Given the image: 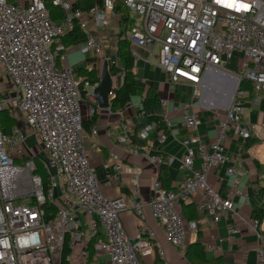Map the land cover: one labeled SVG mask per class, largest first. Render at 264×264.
Wrapping results in <instances>:
<instances>
[{
    "label": "built area",
    "instance_id": "1",
    "mask_svg": "<svg viewBox=\"0 0 264 264\" xmlns=\"http://www.w3.org/2000/svg\"><path fill=\"white\" fill-rule=\"evenodd\" d=\"M79 1L0 0V115L7 111L15 119L10 132L0 124V264H63L66 241L71 249L65 256L67 262L90 264L88 246L93 239V264H144L155 253L165 257L159 232L166 244L185 253L196 224L186 222L180 205L196 196L201 197L198 211L214 223L226 215L237 217L229 235L240 233L241 226L248 227L256 236V259L264 264L260 221L243 217L235 209L234 197L247 199L249 193L243 187L242 172L230 164L225 145L229 132L244 139L261 137L258 125L244 123L240 99L246 91L239 90L229 108L213 109L217 131L209 145L198 135L200 115L194 103L173 106L172 112L182 113V127L192 134L179 135L165 115L163 123L169 133L161 134L159 141L170 136L184 146L178 167L190 174L174 191L154 179L150 199L142 202L137 197L141 169L135 167L128 199L114 200L103 193L85 146L82 103H90V118L98 112L94 90L100 80L91 82L76 75L62 41L77 20L86 38L73 48H83L98 60L104 52L101 29L121 20L116 9L120 4L142 15L138 25L128 28L132 57L143 49L147 61L155 60L170 82L186 80L199 88L207 70L240 53L243 64L233 77L238 83H251L252 100L259 105L264 92V0H99L101 4L96 0L88 9L75 7ZM47 2L64 10L62 22L52 19ZM150 129L145 126L138 135L144 139ZM91 132L97 133L96 124ZM36 148L43 151L41 157L35 154ZM144 148L153 163L170 165L175 160ZM35 158L48 173L47 184L37 172ZM196 158L201 160L198 169ZM225 164L231 183L227 197L208 180L213 169ZM105 167L111 182H118L126 169L113 154ZM25 197L28 203H21L19 199ZM51 206L56 208L54 213ZM147 209L154 225L144 224L138 233L129 235L120 214L130 210L145 221ZM100 257L106 258L100 261Z\"/></svg>",
    "mask_w": 264,
    "mask_h": 264
},
{
    "label": "crops",
    "instance_id": "2",
    "mask_svg": "<svg viewBox=\"0 0 264 264\" xmlns=\"http://www.w3.org/2000/svg\"><path fill=\"white\" fill-rule=\"evenodd\" d=\"M102 34V31H101ZM68 62L71 60L81 63L83 52L85 49L68 48ZM148 53L143 49H138V56L132 57V71L135 73L138 81L141 95L132 96L129 100L131 105L125 106L113 111L107 108H99L96 114L94 124L97 126V133L93 134L91 128L93 124H89L93 117L90 118L88 110L90 103L86 100L82 103V113L85 117L84 123L87 124L88 130L86 137V150L90 155L91 165L95 168L98 178L101 181V188L105 195L109 198L119 201H126L131 193V171L135 167L141 169V180L138 191V199L147 202L151 197V187L154 179L159 178L161 174V166L153 163L148 159L145 148L136 149V145H132L130 141L134 134L135 128L142 122V109L144 98L154 93L157 100L149 109L146 110L148 116H156L163 118L165 115L170 117L171 129L181 136H189L192 132L182 127V113L172 112L173 106L183 107L185 104L194 103L195 110L200 115V124L198 127V135L202 142L206 145L211 144L216 139L217 120L213 116V109L229 108L233 103V95L228 101L226 99L219 100L221 93L223 96L228 95L233 90L235 94L237 80L233 77L234 73H239L243 64V56L235 53L230 60L224 62L223 65L206 71L202 78L200 87L195 88L194 85L186 80H181L178 84L169 81L167 74L157 65L155 60L147 61ZM89 65L84 66L83 63L78 67L88 70L95 69L100 80L103 63L102 59L95 60L92 55L87 58ZM71 65V64H70ZM72 66V65H71ZM73 67V66H72ZM78 69L75 71L78 75ZM112 77V91L119 89L124 81L121 73L110 72ZM262 101L256 105L252 96L250 98L242 97L240 102L244 108L245 125L256 124L261 131V137L250 138L248 140L241 136L229 132L225 141L226 151L230 157V164H235L236 168L242 172V180L244 189L249 193V198L234 197L235 209L246 218H256L260 221V229L264 235V92L261 94ZM128 102V101H127ZM166 109L168 111H166ZM146 126H150L148 135L145 139L146 147L154 151L161 152L164 158L174 157V162L168 167L170 176V187L177 189L183 180L190 174L189 171L180 170L178 167V159L185 154L184 146L167 136L163 143H160L161 134L168 135L165 124H157L156 121L149 122ZM120 138H125V142H120ZM111 154L115 155L126 169L121 173L118 182H111L108 179L109 170L105 167L110 162ZM201 165L199 158L195 159L194 167L198 169ZM228 165H220L213 169L208 180L209 183L224 197H227L231 188L229 176L227 174ZM162 183V182H161ZM201 201L200 196H196L192 201L186 203L192 204L195 218H190L191 210L180 205V211L186 222L196 224V227L189 233L188 244L201 241L203 245L211 244L215 248L207 249L205 252L208 259L221 257L224 264H262L256 259V236L246 226L240 227V233L231 236L228 230L237 223V217L234 215H226L218 222L214 223L210 217L204 213H200L197 209L198 203ZM147 217L142 221L133 211L126 210L120 214L121 221L126 232L129 235L138 233L142 225H154L150 211L147 209ZM159 241L163 244L165 257L160 258L157 253L151 257L144 259V264H156L159 261L163 264H191L186 258L185 253L179 249L166 244L163 234L158 233ZM219 239H223L220 241ZM79 248V247H78ZM79 249L74 252L76 254ZM244 251L247 253L245 254ZM95 256V254H94ZM100 257L99 260H103Z\"/></svg>",
    "mask_w": 264,
    "mask_h": 264
},
{
    "label": "trees",
    "instance_id": "3",
    "mask_svg": "<svg viewBox=\"0 0 264 264\" xmlns=\"http://www.w3.org/2000/svg\"><path fill=\"white\" fill-rule=\"evenodd\" d=\"M96 0H80L75 7H81L84 9H88L91 6L95 4ZM99 4H101V1H97ZM47 7L50 11L52 19L60 23L65 18V12L64 10L56 5H53L51 2H47ZM116 9L121 13V20L120 25L118 27H121L120 34L122 35L119 48L117 51L115 62H111L109 69L110 72H116V73H122L123 74V84L119 89L114 90V94L112 96V100L110 102L111 110L116 111L122 109L127 101H129L132 96L138 95L141 93V89L139 88V81L135 75V73L132 71V59H131V52H130V43L125 35L127 29L130 27L131 22L129 19V13L127 8H125L123 5L118 4L116 6ZM78 21L74 20V28L69 31L62 39L64 45L68 48H72L75 45H78L84 41L86 38V34L81 30L79 25L77 24ZM78 75L82 77L83 79H87L91 82H97L99 81V76L95 69L88 70L86 68L80 67L78 69ZM240 91H246L248 92L247 95H245V98H250L252 96V85L248 81H243L239 87ZM84 92L82 91V94ZM157 99L154 93L151 95L149 94L147 97L144 98V107L142 109V122L135 128L134 134L132 136V142L138 147V149H143L146 145L145 139L141 138L138 133L139 131L145 127L149 122L156 121L157 124H161L163 121H161V118L156 116H148L146 110L150 108L151 103L153 104L156 102ZM97 114V113H96ZM96 114L93 116V119L89 124H94L96 119ZM0 124L3 127V129L6 132H10L13 126L15 125V119L14 117H11L10 114L7 111H4L0 115ZM88 124V123H87ZM87 124L84 123V128L88 130ZM248 140V139H246ZM152 154H161V152L158 151H152ZM35 162L38 167V173L41 174L43 177L45 183L47 184L48 180V173L45 171L43 164L38 158H35ZM160 181L162 182L163 187L166 190H175L172 187H170V176L168 173V167L166 164H162L161 166V174L159 176ZM48 203H46L47 205ZM183 207H187L190 209L191 214L189 215L190 218H195L196 213L194 212V207L192 204L186 203L183 205ZM51 212H55L56 208L51 206L48 207ZM94 239L90 242L88 246L89 251V263L93 264L94 254L95 251L93 249ZM71 252L70 247L67 244V241L63 245L62 249V257L63 264H70L65 260V256L68 255ZM185 256L189 260L191 264H224L223 259L221 257L214 258V259H208L205 252V247L201 241H195L188 245V248L185 251ZM156 264H163V262L159 261Z\"/></svg>",
    "mask_w": 264,
    "mask_h": 264
},
{
    "label": "rangeland",
    "instance_id": "4",
    "mask_svg": "<svg viewBox=\"0 0 264 264\" xmlns=\"http://www.w3.org/2000/svg\"><path fill=\"white\" fill-rule=\"evenodd\" d=\"M128 13H129V19H130L131 24L135 25V26L138 25L139 22L141 21L142 15L138 11H133V10H129ZM120 24H121L120 20H114L108 28H105L103 30L101 29V31H102L101 35H102V39L104 42V52H103L102 56L100 57V59H102L104 61L108 60L109 62H111V57L113 55L114 56L117 55L119 44H120V41L122 38V35L120 34L121 27H118ZM125 35L127 36V38L130 37V30L129 29H127ZM90 55L91 54L89 51L83 52L81 63H83L84 66H87L90 64L89 60H87V58L90 57ZM81 63H77L74 60H71L69 62V64H71L73 66L74 71H76L78 69V67L81 65ZM4 82L7 83L8 80L5 79ZM240 85H241V83H238V82L236 83L235 94H233L234 93L233 90L229 91V94L225 95V96H223L220 93L218 96V99L219 100L226 99L229 101L233 95V100H234V98L237 96ZM246 93L248 94V92H246ZM140 95H141V93H140ZM35 154L36 155L38 154V157H41L43 155V151H40L39 149L36 148ZM35 164H36V162H35ZM36 166H37V164H36ZM28 199H29L28 197H25V198L19 199V201L21 203L26 204V203H28ZM80 216L83 217L82 214ZM102 259H104V258H102Z\"/></svg>",
    "mask_w": 264,
    "mask_h": 264
},
{
    "label": "water",
    "instance_id": "5",
    "mask_svg": "<svg viewBox=\"0 0 264 264\" xmlns=\"http://www.w3.org/2000/svg\"><path fill=\"white\" fill-rule=\"evenodd\" d=\"M116 56L111 57V62H115ZM110 62L106 60L103 63V67L101 70V76H100V83L97 88L94 90V97L97 101L99 108H108L110 106V102L112 100V97L109 95L112 91V77L110 74Z\"/></svg>",
    "mask_w": 264,
    "mask_h": 264
}]
</instances>
